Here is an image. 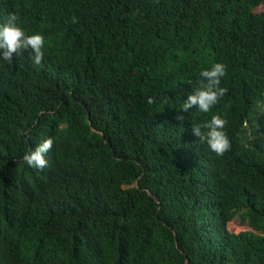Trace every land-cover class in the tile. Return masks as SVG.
<instances>
[{"label": "trees", "instance_id": "obj_1", "mask_svg": "<svg viewBox=\"0 0 264 264\" xmlns=\"http://www.w3.org/2000/svg\"><path fill=\"white\" fill-rule=\"evenodd\" d=\"M10 13L45 56L0 60V264H264V0H0ZM215 63L227 93L183 113ZM213 115L219 157L191 132Z\"/></svg>", "mask_w": 264, "mask_h": 264}, {"label": "clouds", "instance_id": "obj_2", "mask_svg": "<svg viewBox=\"0 0 264 264\" xmlns=\"http://www.w3.org/2000/svg\"><path fill=\"white\" fill-rule=\"evenodd\" d=\"M19 19L17 14L10 13L3 22H0V60L11 65L14 57L30 51L33 62L39 65L45 56V37L41 34H26L19 26ZM71 22L78 23V20L73 17ZM225 75L226 65L223 63H215L210 69L202 70L198 87L187 96L181 105V111L189 113L195 108L200 113H209L227 93V89L220 86L221 78ZM147 103L154 104L155 100L149 97ZM175 119L183 121L185 117L177 115ZM226 124L225 119L219 115H213L209 121L195 124L191 128V132L200 142L206 143L209 149L219 157L231 148L230 140L224 131ZM27 138L31 140L30 136ZM53 143V139L49 137L34 150H29L23 156L24 163L30 168L41 171L45 169L48 166V160L45 157L52 150Z\"/></svg>", "mask_w": 264, "mask_h": 264}, {"label": "built area", "instance_id": "obj_3", "mask_svg": "<svg viewBox=\"0 0 264 264\" xmlns=\"http://www.w3.org/2000/svg\"><path fill=\"white\" fill-rule=\"evenodd\" d=\"M234 223H235V221L232 220L227 225V229L230 232L235 233V234H238L241 231L247 230V227L241 226L239 223H236V224H234Z\"/></svg>", "mask_w": 264, "mask_h": 264}, {"label": "rangeland", "instance_id": "obj_4", "mask_svg": "<svg viewBox=\"0 0 264 264\" xmlns=\"http://www.w3.org/2000/svg\"><path fill=\"white\" fill-rule=\"evenodd\" d=\"M234 221H235L234 224H236V223H239V224H240V221H239V218H238V217H236V218L234 219ZM240 225H241V224H240Z\"/></svg>", "mask_w": 264, "mask_h": 264}]
</instances>
